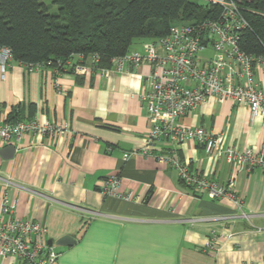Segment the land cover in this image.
Instances as JSON below:
<instances>
[{
	"label": "crops",
	"instance_id": "obj_1",
	"mask_svg": "<svg viewBox=\"0 0 264 264\" xmlns=\"http://www.w3.org/2000/svg\"><path fill=\"white\" fill-rule=\"evenodd\" d=\"M148 73L145 63L78 75L17 61L0 72V123L34 119L66 130L0 140V209L3 197L16 200L12 216L45 225L46 241L59 253L54 264H264L263 171L208 155L194 141L174 150L198 177L231 182L238 208L205 188L184 186L155 156L132 154L150 126L139 99ZM255 77L264 88V66ZM182 121L220 133L221 146L257 151L264 141L262 117L251 118L243 102L208 100ZM10 145L14 150L5 152ZM170 148L160 142L154 152ZM109 175L118 176L119 192L137 199L105 194ZM63 236L73 240L56 243ZM0 264L20 261L0 257Z\"/></svg>",
	"mask_w": 264,
	"mask_h": 264
},
{
	"label": "built area",
	"instance_id": "obj_2",
	"mask_svg": "<svg viewBox=\"0 0 264 264\" xmlns=\"http://www.w3.org/2000/svg\"><path fill=\"white\" fill-rule=\"evenodd\" d=\"M205 1L219 7L215 17L171 25L164 35L141 41L140 50L132 48L123 55L113 57L108 68L95 67L97 58L91 55L87 64L67 60L62 69H72L74 73L84 75L96 68L101 74L109 75L147 64L149 73L145 80L149 88L139 95V99L150 126L145 133L144 146L132 154L153 155L173 168L184 186L205 188L212 197H226L241 208L242 201L231 182L218 185L198 177L174 153L181 143L194 141L208 155L227 163L244 165L248 170L264 172V141L257 151L221 146L220 133L202 126H186L182 121L202 103L214 100L218 103L243 102L248 106L251 118L259 115L264 124V88L255 77L256 67L264 66V53L249 54L240 48L241 33L249 24L234 0ZM12 61L10 48L1 46L2 77ZM26 66L30 69L50 67L55 72L61 71L51 66L49 61ZM65 131L63 125L48 121L30 119L4 122L0 123V140L9 141L11 137L28 132L58 135ZM160 142L172 147L169 153L154 152ZM4 183L10 185L12 181L6 179ZM118 184V176L109 175L103 182L102 191L126 200L137 199L131 192H119ZM16 205V200L3 197L0 209V257H15L20 264H54L59 253L47 243L45 225L12 216ZM5 215L8 217L4 218Z\"/></svg>",
	"mask_w": 264,
	"mask_h": 264
},
{
	"label": "trees",
	"instance_id": "obj_3",
	"mask_svg": "<svg viewBox=\"0 0 264 264\" xmlns=\"http://www.w3.org/2000/svg\"><path fill=\"white\" fill-rule=\"evenodd\" d=\"M234 1L249 24L240 48L264 53V0ZM218 13L217 5L200 0H0V47H9L13 60L26 65L49 61L63 70L67 60L87 64L95 55V67L108 68L135 43Z\"/></svg>",
	"mask_w": 264,
	"mask_h": 264
},
{
	"label": "water",
	"instance_id": "obj_4",
	"mask_svg": "<svg viewBox=\"0 0 264 264\" xmlns=\"http://www.w3.org/2000/svg\"><path fill=\"white\" fill-rule=\"evenodd\" d=\"M3 150H5V152L11 153L14 150V147L12 145H10V146H7L6 148H4ZM71 240H73L72 237H70V236H63L56 243L69 244L71 242ZM47 243L51 245L52 244V241L49 240V241H47Z\"/></svg>",
	"mask_w": 264,
	"mask_h": 264
},
{
	"label": "rangeland",
	"instance_id": "obj_5",
	"mask_svg": "<svg viewBox=\"0 0 264 264\" xmlns=\"http://www.w3.org/2000/svg\"><path fill=\"white\" fill-rule=\"evenodd\" d=\"M45 3H49L51 0H43ZM201 2H207L205 0H200ZM50 10H55V6L52 4ZM135 49H141V42L133 45Z\"/></svg>",
	"mask_w": 264,
	"mask_h": 264
}]
</instances>
